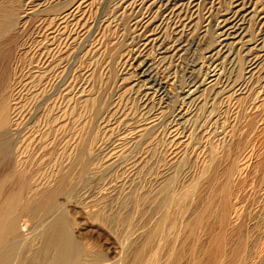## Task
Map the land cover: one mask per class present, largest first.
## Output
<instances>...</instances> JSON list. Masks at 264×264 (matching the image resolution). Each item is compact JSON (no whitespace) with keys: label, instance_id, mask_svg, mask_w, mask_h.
<instances>
[{"label":"rangeland","instance_id":"1","mask_svg":"<svg viewBox=\"0 0 264 264\" xmlns=\"http://www.w3.org/2000/svg\"><path fill=\"white\" fill-rule=\"evenodd\" d=\"M16 1L0 0V21L8 22L0 32V102L12 107L15 159L28 164V177L17 192L12 161L0 159L3 197L22 190V200L32 178L51 184L59 171L54 163L67 161L84 133L86 176L57 199L61 215L54 220L68 217L71 235L89 253L86 264L97 255L107 264H187L185 201H179L185 191L180 0ZM23 214L25 242L13 264H31L54 221L43 225Z\"/></svg>","mask_w":264,"mask_h":264},{"label":"bare ground","instance_id":"2","mask_svg":"<svg viewBox=\"0 0 264 264\" xmlns=\"http://www.w3.org/2000/svg\"><path fill=\"white\" fill-rule=\"evenodd\" d=\"M15 2L17 1L15 0ZM15 4L16 3H14V5ZM14 5L12 6L11 10L15 8ZM7 9L9 8L7 7ZM7 9H6V12L8 11ZM49 14H52V12ZM5 17L8 18V15H5L4 18ZM7 25H8V22L6 21L4 22V20L0 21V32H2L6 28ZM99 109L100 108H98L97 106L95 113L93 112L94 116H96V114L97 115L99 114L98 112L100 111ZM11 115H12L11 105L8 103V101L7 102L1 101L0 102V159L5 158L8 160L10 159L12 161L13 164H12V168H11V172L9 176L11 175L10 178L13 181L12 187L14 186L15 187L14 189L18 192V190L22 188L20 185H22V183L28 176L26 175V169L24 167V163L26 162L23 163V162L18 161L19 160L18 156L17 157L15 156L16 153L14 152V144L12 142L13 139L11 137L12 136V133H11L12 116ZM49 121L52 127L56 129L58 126L57 125L58 120L54 114L53 116H50ZM86 139H87L86 135L84 136V133H82V137L79 140L80 143H78L76 150L73 152L72 155L69 154L70 156L68 157L69 160L67 159V161L69 162H67L66 160H63L62 156L59 155L61 157L57 159V163H54V165L57 164L56 166L58 167L59 171L56 176L54 175L55 177L53 181L51 182V184L43 185L46 183L45 182L41 185H38L36 180L33 181V178L32 180H29V182L27 183V189H25L27 190L28 195L25 197L24 195L25 193H24L23 194L24 198L22 200L19 201L18 199V196L21 194L22 190H20L19 192L20 194H17V198L15 195L16 191L15 193H12V194L10 192V196L8 195V197L7 195L6 197H3V192L5 190V183H2V182H1L2 184L0 183V264H13L17 256L16 254L20 251L21 243L25 242V239L23 238L20 232L21 216L22 215L25 216L23 213L26 212L29 215L33 216L34 218L38 219L43 225L49 222L51 219L54 220V216L57 213L58 215H61V213L58 212L60 210V204H56L55 202H57V199L60 198L61 196L63 198L68 197L69 194L67 195L65 191L66 189H68L67 186L71 185L72 187V184L74 185L76 184L77 181L82 180V177H84L83 173H85L86 171V170L84 171V169L87 165L84 164V160H82V157H83L82 154H84L83 152L85 151L86 145H87ZM15 158H17L18 160ZM83 158L87 159V157H83ZM9 165L11 166L10 163ZM56 166L55 168H57ZM86 173H85V176H86ZM31 176H34V175H31ZM42 176H41L42 179L45 178ZM19 186L20 188L18 189ZM67 192L69 193V191ZM70 193H71V190H70ZM64 194L66 195L64 196ZM179 201H185V191L179 196ZM97 216L102 220L103 216H101L100 214H98ZM64 217L65 216H62V217L60 216L56 218L54 221H50L51 223L49 225L47 224L48 227H46L47 228L45 229L46 231H43V233L41 234V235L44 234L43 235L44 237L42 236L43 237L42 245L39 251L34 253L32 258H30L29 263L49 264L51 258L54 257V264H84V263L86 264L85 261L90 259L88 255L89 253H86V249H84L81 242H78V240H76L74 236L71 235L70 230H69L70 225L67 221L68 217L67 218H64ZM117 218L120 220L121 223L126 221L127 219L126 211H125V214H123V216L121 215V217L118 216ZM100 219L99 220L97 219V220L100 221ZM103 223H105V220ZM151 235L149 236H150V240L152 241L154 235L152 236ZM42 237L40 236V242H41ZM37 249L38 248H36V250ZM5 255L8 256L10 259L9 261L3 262V258L5 257ZM94 258L95 260L92 264H104V263L107 264V259L105 258V256L103 257L101 255H97ZM139 259L142 260L141 258ZM155 260L156 259H153L152 262ZM21 261H22V258H21ZM19 262L17 264H19ZM87 263L89 264V261Z\"/></svg>","mask_w":264,"mask_h":264}]
</instances>
